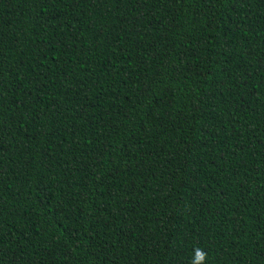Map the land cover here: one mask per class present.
<instances>
[{"label": "trees", "instance_id": "16d2710c", "mask_svg": "<svg viewBox=\"0 0 264 264\" xmlns=\"http://www.w3.org/2000/svg\"><path fill=\"white\" fill-rule=\"evenodd\" d=\"M198 252L264 264V0H0V264Z\"/></svg>", "mask_w": 264, "mask_h": 264}, {"label": "clouds", "instance_id": "9594fccd", "mask_svg": "<svg viewBox=\"0 0 264 264\" xmlns=\"http://www.w3.org/2000/svg\"><path fill=\"white\" fill-rule=\"evenodd\" d=\"M202 255L198 252L196 253V257L194 259V264H202V261L199 260V257H201ZM205 259V258H204Z\"/></svg>", "mask_w": 264, "mask_h": 264}, {"label": "snow or ice", "instance_id": "6c2138e0", "mask_svg": "<svg viewBox=\"0 0 264 264\" xmlns=\"http://www.w3.org/2000/svg\"><path fill=\"white\" fill-rule=\"evenodd\" d=\"M195 257H196V255H195ZM194 258H193V264H194ZM199 260L203 261L204 260V257L203 256L199 257Z\"/></svg>", "mask_w": 264, "mask_h": 264}]
</instances>
